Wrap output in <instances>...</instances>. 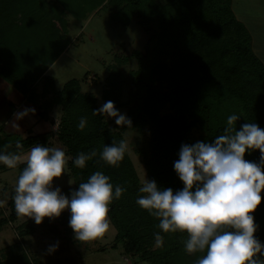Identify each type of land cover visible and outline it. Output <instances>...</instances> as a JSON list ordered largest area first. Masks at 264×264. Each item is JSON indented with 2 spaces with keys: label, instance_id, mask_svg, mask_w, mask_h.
<instances>
[{
  "label": "trees",
  "instance_id": "obj_1",
  "mask_svg": "<svg viewBox=\"0 0 264 264\" xmlns=\"http://www.w3.org/2000/svg\"><path fill=\"white\" fill-rule=\"evenodd\" d=\"M58 1L78 19L106 1L116 9L113 17L124 26L136 17L147 32L152 29V18L156 20L157 29L148 37L144 50L132 51L136 68L128 71L126 101L121 100L125 77L120 65L128 57L117 55L115 63L106 66L107 86L102 90L101 99L113 101L116 108L126 107L131 125H110L104 115L94 114L93 110L99 108L97 98L91 92L81 91L77 78L66 80L55 90L52 77L46 75L48 88L38 92L35 80L59 55L65 43L48 42L39 48L36 37L34 41L29 40L30 31L24 25L43 16L35 12L37 0H0V77L37 107L40 118L50 120L48 113L54 105L61 111L54 132L20 136L5 133L0 123V146L6 152L21 154L35 143L47 147L58 143L65 152L66 175L71 178L74 189L94 171H102L113 185L125 188L120 198L111 201L108 218L115 228L114 238L124 244L126 253L137 254L142 259L140 264H194L203 253H187L184 249L187 233L161 232L158 218L135 203L137 196L142 195L141 183L127 149L122 159L112 165L103 161L99 153L103 145L124 139L126 128L146 134V150L138 151L148 179L175 191L183 187L172 167L182 143L211 142L222 133L226 117L232 113L240 116L237 130L245 122L264 128V63L251 48L249 31L235 17L230 0H166L164 5H157L153 0ZM22 52L31 57H23ZM46 93H51L50 99L43 97ZM81 116L86 117V124L78 129ZM93 149L96 156L87 160L84 167L72 163L77 154ZM244 158L258 161L259 150L246 151ZM16 166L21 172L25 163L21 161ZM13 193L14 188L6 200L7 214L0 215V230L18 216ZM69 215L65 209L55 217L56 222L68 225ZM252 215L258 225L254 235L264 242V189ZM157 232L161 237L159 244L154 237ZM22 260L23 264L28 262L20 256L5 264H20Z\"/></svg>",
  "mask_w": 264,
  "mask_h": 264
},
{
  "label": "clouds",
  "instance_id": "obj_2",
  "mask_svg": "<svg viewBox=\"0 0 264 264\" xmlns=\"http://www.w3.org/2000/svg\"><path fill=\"white\" fill-rule=\"evenodd\" d=\"M28 111L25 109L16 116L19 118ZM93 113L114 118L118 127L131 125L130 118L111 100ZM238 117L236 113L227 115L222 133L211 142L198 140L180 145L172 167L183 184L181 189L173 191L145 177L139 188L142 195L135 200L158 218L161 232L187 233L184 249L203 253L194 264H264V242L254 235L258 225L252 215L264 189V128L245 122L237 130ZM85 124L86 117L81 116L77 128L83 129ZM3 147L0 146V164L15 167L18 162L25 163L12 196L17 215L31 217L39 224L44 217H57L67 209L68 225L78 241L95 239L109 229V205L120 198L124 187L113 185L102 171H94L66 196L59 186L52 187L54 177L67 173L62 148L35 143L21 156L6 152ZM126 149L127 141L121 139L103 145L99 155L112 165L122 159ZM256 149L258 161L244 158L246 151ZM94 156L95 149L80 152L72 163L82 168ZM154 237L157 244L161 243L159 232ZM56 246H50L49 250Z\"/></svg>",
  "mask_w": 264,
  "mask_h": 264
},
{
  "label": "rangeland",
  "instance_id": "obj_3",
  "mask_svg": "<svg viewBox=\"0 0 264 264\" xmlns=\"http://www.w3.org/2000/svg\"><path fill=\"white\" fill-rule=\"evenodd\" d=\"M153 3L164 5L166 0H153ZM34 9L35 12L43 13V16H37L33 23L27 22L24 25L25 30L30 31L29 40L34 41L36 37L39 48L48 42L65 43L62 53H59L60 56L58 55L35 80L37 91L40 92L43 87L48 88L46 75L52 77L55 90L60 89L66 80L77 78L80 81L81 91L93 93L100 107L104 103L101 93L107 86L106 66L114 64V57L117 55H125L128 58L120 65V70L125 77L121 100L126 101L128 71L136 68V58L132 55V51L144 50L148 37L157 29L156 20L152 18L150 22L152 29L147 32L137 23L136 17L124 26L113 17L112 12L116 9L111 8L106 1L96 8L95 14L91 11L81 19L74 17L58 0H37V8ZM232 10L249 31L251 46L256 56L264 63V6L252 5L246 0H234ZM153 41L154 39L151 42ZM22 54L27 59L31 57L26 52ZM43 97L50 99L51 93H46ZM28 103L30 104L27 106L32 107L33 104ZM117 109L126 114V107ZM60 113V108L56 105L53 114L58 119ZM104 116L110 125L115 124L114 118ZM30 129L38 131V123ZM123 136L142 185L145 177L148 179V175L138 150H146L147 135L126 128ZM53 147L60 148L56 142L53 143ZM25 153L23 151L19 155L23 156ZM19 174L17 166L7 167L0 164V215L8 212L6 206L8 193L15 188ZM57 186L66 196L70 194V190H75L71 178H68L66 173L53 178L52 187ZM56 221L55 217H44L37 224L31 217L18 215L14 221L4 224L0 230V264H5L7 260L13 261L20 256L27 259L26 264H140L142 262L137 254L124 251V244L114 238L115 228L111 223L103 235L88 241H78L68 225H61ZM52 245L57 246L50 251ZM23 263L24 260L20 264Z\"/></svg>",
  "mask_w": 264,
  "mask_h": 264
},
{
  "label": "crops",
  "instance_id": "obj_4",
  "mask_svg": "<svg viewBox=\"0 0 264 264\" xmlns=\"http://www.w3.org/2000/svg\"><path fill=\"white\" fill-rule=\"evenodd\" d=\"M246 1L251 2L252 5H256L260 7L264 6V0H246ZM233 2L234 0H230L231 9ZM96 11L97 10L95 9L92 11V13L95 14ZM64 51H66V49ZM61 53L62 52H60V54ZM28 104L30 103H28V101L24 99L23 95L16 88H14L11 84L7 83L4 79L0 77V123L3 124V131L5 133H16L21 136L34 134V133H41L45 131L54 132L57 127V121H58V119L53 114L56 105H54L49 111L48 114L50 116V120H48V119H42L38 116V109L34 104L32 105V107H28L27 106ZM25 109H28L29 111L25 115L18 118L16 116V113L22 112ZM35 123H38V131H34L30 129V127H33ZM13 124H15L16 127L13 126ZM28 150L29 148L26 149L25 152H27Z\"/></svg>",
  "mask_w": 264,
  "mask_h": 264
}]
</instances>
